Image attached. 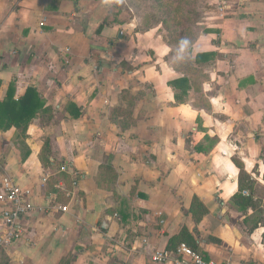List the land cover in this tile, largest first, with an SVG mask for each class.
<instances>
[{
	"label": "crops",
	"instance_id": "obj_1",
	"mask_svg": "<svg viewBox=\"0 0 264 264\" xmlns=\"http://www.w3.org/2000/svg\"><path fill=\"white\" fill-rule=\"evenodd\" d=\"M118 3L0 0V103H44L24 135L0 129V178L46 210L0 264H152L181 244L264 264V0H210L178 53Z\"/></svg>",
	"mask_w": 264,
	"mask_h": 264
},
{
	"label": "rangeland",
	"instance_id": "obj_2",
	"mask_svg": "<svg viewBox=\"0 0 264 264\" xmlns=\"http://www.w3.org/2000/svg\"><path fill=\"white\" fill-rule=\"evenodd\" d=\"M210 0H119L116 8L125 13L127 20L137 22V31L157 33L171 40L191 39L196 34L209 30L214 14H219ZM179 8V12L175 9ZM178 13L179 24L174 20ZM188 31L192 32L188 36ZM175 33L174 35L171 33ZM182 40V39H181Z\"/></svg>",
	"mask_w": 264,
	"mask_h": 264
},
{
	"label": "built area",
	"instance_id": "obj_3",
	"mask_svg": "<svg viewBox=\"0 0 264 264\" xmlns=\"http://www.w3.org/2000/svg\"><path fill=\"white\" fill-rule=\"evenodd\" d=\"M48 177L43 178V183ZM31 189L18 185L11 177L0 178V212L6 223V230L0 235V249L9 248L23 238V232L18 225L34 212L45 213L33 203ZM67 212V207H61ZM152 264H234L232 261L217 263L210 261L196 253L186 244L179 245L174 250L155 251L150 256Z\"/></svg>",
	"mask_w": 264,
	"mask_h": 264
},
{
	"label": "trees",
	"instance_id": "obj_4",
	"mask_svg": "<svg viewBox=\"0 0 264 264\" xmlns=\"http://www.w3.org/2000/svg\"><path fill=\"white\" fill-rule=\"evenodd\" d=\"M175 10L179 12V8H176ZM178 15V13H175L174 15V20H176V24H179ZM101 29L102 27L99 29V33ZM171 34L174 35L175 33L172 32ZM191 34L192 32L188 31L187 35L191 36ZM197 35L198 34L191 37L190 40L187 39L189 41V44L185 50H189L190 52L192 51L191 47ZM181 39L185 38L182 37ZM181 39H179L178 36L173 38V40L170 39L171 44L176 47L177 53L178 51L181 52L179 50V44ZM205 59V55L198 54L195 58V63H204ZM185 80L186 79L181 78L174 82L178 84L185 82ZM43 107V100L35 89H28L26 94L19 100L13 99V92L11 90L5 101L0 103V129L9 130L11 128H17L21 130L22 134L24 135L27 131L29 124L37 116L38 112L43 109Z\"/></svg>",
	"mask_w": 264,
	"mask_h": 264
},
{
	"label": "clouds",
	"instance_id": "obj_5",
	"mask_svg": "<svg viewBox=\"0 0 264 264\" xmlns=\"http://www.w3.org/2000/svg\"><path fill=\"white\" fill-rule=\"evenodd\" d=\"M188 44H189V41L185 38V39H182L181 41H180V44H179V50L181 51V52H184L185 51V49H186V47L188 46Z\"/></svg>",
	"mask_w": 264,
	"mask_h": 264
}]
</instances>
